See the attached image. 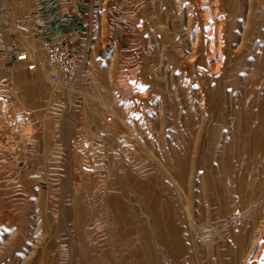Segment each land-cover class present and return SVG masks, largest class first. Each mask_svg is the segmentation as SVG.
<instances>
[{
	"label": "rangeland",
	"instance_id": "374dc122",
	"mask_svg": "<svg viewBox=\"0 0 264 264\" xmlns=\"http://www.w3.org/2000/svg\"><path fill=\"white\" fill-rule=\"evenodd\" d=\"M43 3L0 0V264H264V0H88L125 49L67 84Z\"/></svg>",
	"mask_w": 264,
	"mask_h": 264
},
{
	"label": "crops",
	"instance_id": "0c3cea01",
	"mask_svg": "<svg viewBox=\"0 0 264 264\" xmlns=\"http://www.w3.org/2000/svg\"><path fill=\"white\" fill-rule=\"evenodd\" d=\"M87 1L44 0L40 11L41 20L38 22L40 26H37L40 43L46 38L69 34L75 39V51L79 62L85 65L103 63L105 68L112 70V66L120 62L125 47L121 40L116 39L108 30L100 28L97 34L96 31L93 32L91 16L97 10V6L93 4L91 8H87ZM88 14L91 19L87 18ZM98 40L107 42L109 46L102 47ZM84 74L86 78L97 77V73L92 71H84Z\"/></svg>",
	"mask_w": 264,
	"mask_h": 264
},
{
	"label": "built area",
	"instance_id": "2783aa9c",
	"mask_svg": "<svg viewBox=\"0 0 264 264\" xmlns=\"http://www.w3.org/2000/svg\"><path fill=\"white\" fill-rule=\"evenodd\" d=\"M23 32H29L30 27L24 24L19 25ZM40 50L43 59H38L30 49L21 50L17 59L26 62L30 72L45 70L53 82L68 83L72 81L78 71V57L75 51V39L69 34L46 38L40 43ZM31 178H41V172H33Z\"/></svg>",
	"mask_w": 264,
	"mask_h": 264
},
{
	"label": "bare ground",
	"instance_id": "6f19581e",
	"mask_svg": "<svg viewBox=\"0 0 264 264\" xmlns=\"http://www.w3.org/2000/svg\"><path fill=\"white\" fill-rule=\"evenodd\" d=\"M200 4V3H199ZM207 10V9H206ZM216 10L217 9H215V12H216ZM214 11V10H213ZM213 11H211V12H213ZM13 13V12H12ZM202 16V15H201ZM223 16V15H222ZM213 17V16H212ZM213 20V19H212ZM217 22V21H216ZM222 22V21H221ZM12 23H13V19H12ZM210 24H211V22H210ZM219 24V23H218ZM10 25H12V24H10ZM19 25H20V23H17V24H15V29L16 30H18V31H20V32H22L20 29H19ZM213 25H211V27H212ZM216 26V25H215ZM13 27H14V25H13ZM206 27V26H205ZM199 29V28H198ZM215 30V29H214ZM219 30V29H218ZM32 31H29V32H22L23 34H25L26 35V37L29 35L30 37H28V39H27V43L30 45L29 46V48L36 54V56H37V58L38 59H43V55H42V52H41V50H40V47H39V45L37 44V41H36V39H35V37H34V33H31ZM15 33V32H14ZM29 33H31V34H29ZM213 34V33H212ZM16 35V34H15ZM25 35H22V36H25ZM217 35V34H216ZM11 36V35H10ZM212 36V35H211ZM218 36H219V34H218ZM17 37H18V39L20 40V39H22V37L19 35V33L17 34ZM220 37V36H219ZM211 44V43H210ZM205 45V44H204ZM27 46V45H26ZM210 47V46H209ZM219 51V50H218ZM211 52H213V51H211ZM210 52V53H211ZM182 53V52H181ZM195 54V53H194ZM220 55V54H219ZM224 56V55H223ZM221 57V56H220ZM209 58V57H208ZM218 58V57H217ZM220 62H222V61H220ZM211 64V63H210ZM222 65V64H221ZM218 67V66H217ZM216 68V67H215ZM216 69H218V68H216ZM36 72H38V73H41V74H46L47 75V71H45V70H43V69H41V70H38V71H36ZM79 76V75H78ZM186 78V77H185ZM188 82V81H187ZM136 83V82H135ZM67 84V83H66ZM133 85V84H132ZM189 87V86H188ZM147 89V88H146ZM146 91V90H145ZM141 93V92H140ZM142 94H144V93H142ZM204 105V104H203ZM204 108V107H203ZM204 111V110H203ZM262 200V199H261ZM263 201V200H262ZM258 204V203H257ZM256 204V205H257ZM251 208V207H250ZM249 209L248 208H245V210H244V212L245 211H248ZM188 212V211H187ZM238 215V214H237ZM207 233V232H206ZM263 249H264V244L263 243H261L260 244V247H259V249H258V251H260V252H262L263 251Z\"/></svg>",
	"mask_w": 264,
	"mask_h": 264
}]
</instances>
